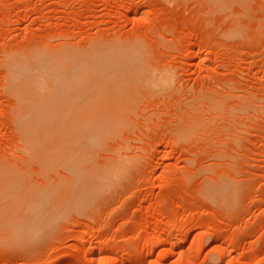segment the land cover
Masks as SVG:
<instances>
[{
  "label": "rangeland",
  "instance_id": "rangeland-1",
  "mask_svg": "<svg viewBox=\"0 0 264 264\" xmlns=\"http://www.w3.org/2000/svg\"><path fill=\"white\" fill-rule=\"evenodd\" d=\"M220 2L0 0V264H264V0ZM65 49L92 60L17 90L28 56ZM115 51L121 81L96 67ZM69 125L76 166L50 153Z\"/></svg>",
  "mask_w": 264,
  "mask_h": 264
},
{
  "label": "bare ground",
  "instance_id": "bare-ground-1",
  "mask_svg": "<svg viewBox=\"0 0 264 264\" xmlns=\"http://www.w3.org/2000/svg\"><path fill=\"white\" fill-rule=\"evenodd\" d=\"M222 2L224 1V0H221ZM216 2H218V3H221L220 2V0H216ZM224 3H227V1L226 2H224ZM224 3H222L223 5H217V7L218 8H221V10L224 8L223 6H226V7H230L229 5L227 6L226 4H224ZM223 8H222V7ZM236 31H239V29L238 30H236ZM133 45H135L136 46V48H139V42H133L132 43ZM104 45V44H103ZM103 45H98V46H103ZM117 47H120L118 44H115ZM94 48V47H93ZM120 48H122V47H120ZM138 50V49H137ZM89 51H91V49L89 50ZM133 52H136V51H133ZM44 53V52H43ZM41 53V52H36V53H34L33 55H30V56H28V58L27 59H25L24 60V65H23V68H24V70L26 71L25 72V74L27 73V75L26 76H24L25 77V79H24V77H23V79H21V80H23V82H20L19 84H18V86L16 87L17 88V90H18V88H19V90L21 89L22 91H24L26 88H28V87H33V89H35V88H45V87H47V89H56L58 86H57V84H55V77H54V75H59V76H61L60 74H62V73H64V75H63V77H62V81H64L65 82V85H66V82L67 81H69L67 78H65V77H69V73H68V71H66V73H65V67H58V66H54L53 64L55 63L56 64V61L57 60H59L60 58H65V59H68V57H73V53H75L74 55L76 56V57H80L81 59H83L84 60V62H86V63H90V60H92L89 56H87L89 53H88V51H76V52H74L73 50H71V49H65V50H62V51H60V52H56V53ZM114 54H113V56H115V57H118L119 59L117 60V59H114V64L113 65H111V64H106V63H102L101 61H97L98 59H95L96 60V64H98V66H96L97 67V70L99 71V69H100V71H99V73L101 72V71H103V68L105 67V65H107L108 67H109V69H108V71H107V73H105V76L108 78H111V77H113V79H120L119 81H121V80H123L124 79V75H126V73H128V68H126L125 66H127V62H124V61H122V60H120L121 59V55L117 52V51H115V52H113ZM19 56V55H18ZM18 56H16V57H18ZM21 56H19V58H20ZM24 57V56H23ZM22 58V57H21ZM20 58V59H21ZM24 58H22L21 60H23ZM22 66V65H21ZM21 66H19V67H21ZM18 67V68H19ZM11 68V67H10ZM9 68V69H10ZM23 68L21 67V69L23 70ZM56 68V69H55ZM16 69V68H15ZM20 69V70H21ZM13 70V69H12ZM12 70L10 69V71L12 72ZM23 70V71H24ZM69 70V69H68ZM16 71H18V70H16ZM9 72V71H8ZM11 72H9V73H11ZM21 72V71H20ZM19 72V73H20ZM8 73V74H9ZM21 73H23V72H21ZM20 73V74H21ZM102 73V72H101ZM96 74V73H95ZM23 75V74H22ZM52 76V77H51ZM20 77V76H19ZM21 78V77H20ZM64 78V79H63ZM55 79V80H54ZM59 79V78H58ZM16 80V79H15ZM157 80H159L160 82H168V80H169V77H168V75L167 74H164V75H162V76H160ZM57 86V87H56ZM18 90V91H19ZM243 101V100H242ZM254 101H255V99H254ZM218 103V102H217ZM242 103V102H241ZM256 103V102H255ZM258 103V102H257ZM220 104H221V101H220ZM246 104V103H245ZM250 104V103H249ZM211 105V107L212 108H217L218 106L220 107L221 105H216V103H212V104H210ZM242 105H243V103H242ZM235 106V105H234ZM240 106V105H239ZM245 106V105H244ZM248 107H250L249 105H248ZM222 108V107H221ZM241 108H244L243 106L241 107ZM246 108H247V106H246ZM20 109L21 108H19L18 110L20 111ZM217 109H219V108H217ZM217 109H216V112H217ZM253 109V108H252ZM23 110H27V108L24 106L23 107ZM220 110H222V109H219V111ZM242 110V109H241ZM244 110H248V109H244ZM244 110H242V112L244 111ZM18 111V112H19ZM237 111V110H236ZM239 111H240V108H239ZM241 112V111H240ZM247 113H248V111H247ZM247 113H245V114H247ZM23 114H26V113H24L23 112ZM22 114V115H23ZM20 124H22L21 126H18V128L19 127H21L22 129L20 130V132H22V130H23V132H25V134H28L29 136H32V135H34L38 130H40V126L37 124V123H26V124H23V123H20ZM192 127H194V123H191L190 124V126L189 127H187L188 129L187 130H189V129H191ZM74 126H72V125H69V126H67L66 128H64V129H62V130H60V131H55L57 134H53L52 133V135H54V136H57V138H58V140L60 141V144L57 146V147H55L53 150H52V152H50V153H54L55 155H57V152L59 151V153H60V158H61V160H63L65 163H68V162H72V164L73 165H75L76 166V164H81V161L82 160H84L83 158L84 157H82V158H80L81 157V155H80V157H78V154H76V153H78V152H76V151H79V148H78V150L76 149V151H71V147H63L62 146V144H64V143H62V142H65V143H67V142H70L71 140H73V138L70 136V134L74 131ZM22 132V133H23ZM21 133V134H22ZM242 133V132H241ZM27 140V139H26ZM65 140V141H64ZM66 140H69V141H66ZM29 142H27V144H28ZM72 144H74V143H72ZM29 145V144H28ZM41 146V145H40ZM42 147V146H41ZM41 147H40V150L39 151H41ZM43 148V147H42ZM38 151V152H39ZM54 156V155H53ZM124 156V155H123ZM87 157V156H86ZM92 158V157H91ZM91 158L89 159V160H91ZM115 159H118V157H116ZM130 159V158H129ZM132 159V158H131ZM131 159H130V162H131ZM86 160V161H85ZM85 162H87V160H88V158L86 159L85 158ZM89 162V161H88ZM91 162V161H90ZM125 162H126V160H125ZM76 163V164H75ZM86 164V163H85ZM124 164V160H119V161H117V162H115V163H111V162H106V163H102V166H101V174H106L107 176H115L118 172H119V170H121V169H123L125 166L123 165ZM1 165V164H0ZM126 165H127V163H126ZM2 166V165H1ZM90 164H89V167H87V168H90ZM7 166L5 165H3L2 166V168H0V169H5ZM81 167V166H80ZM92 167V166H91ZM98 168H100L99 166H98ZM82 169V168H81ZM92 169V168H91ZM76 170H77V168H76ZM85 170V169H84ZM82 171L84 174H86L87 172L86 171ZM89 169H87V171H88ZM78 171V170H77ZM77 171H75V172H77ZM95 170H94V168H93V170L92 171H90L89 170V172H94ZM96 171H98V170H96ZM81 172V175L83 174ZM99 172V171H98ZM95 173V172H94ZM75 174V173H74ZM77 174V173H76ZM75 174V176H77ZM79 174H80V172H79ZM78 174V175H79ZM88 174V173H87ZM93 175V174H92ZM80 176V175H79ZM91 176V175H90ZM87 177V176H86ZM90 178V177H89ZM92 178L94 179V176H92ZM72 179V181H74V183H76V178L75 177H72L71 178ZM78 179V178H77ZM79 179H80V177H79ZM118 179H120V178H116V179H112V182H109V183H106V185L107 186H110V185H113V183H117L118 181ZM86 180H87V178H86ZM86 180H85V178L82 180V181H85V184L82 186V188H81V192H82V194H83V196L81 197V201H80V198L78 199V201H76V204H80V203H84V201H86V200H90V198H91V196H89V194H90V192L92 191V189L95 187V186H93V184L92 185H90L88 182V184H86ZM90 181H92V180H90ZM82 183V182H81ZM208 183H210V182H208ZM213 184H215L214 182H213ZM212 184V187H211V185H209L210 187H211V190H212V188H213V186H215V185H213ZM77 185H78V182H77ZM76 185V186H77ZM208 185V184H207ZM74 186H75V184H74ZM78 187V186H77ZM102 187L101 186H99L98 187V189L100 190ZM221 188V187H220ZM229 188V187H228ZM75 189V188H74ZM208 189H210V188H208ZM222 189V188H221ZM223 189H225V188H223ZM229 189H231V188H229ZM77 188H76V192H77ZM215 190V189H214ZM220 190V189H219ZM95 191V190H94ZM235 191V190H234ZM76 192L74 193V195L76 194ZM78 192H79V190H78ZM40 195V194H39ZM75 203V202H74ZM198 244V243H197ZM143 245V244H142ZM142 245H140V247L141 248H143V246ZM151 245H153V244H151ZM196 245V244H195ZM200 244H198V246H199ZM148 246V245H147ZM146 247V246H145ZM197 247V246H196ZM195 247V248H196ZM140 248V249H141ZM146 248H144V250H145ZM153 249V250H152ZM138 250V249H137ZM143 249H141L140 251H142ZM152 251H154V248H152L151 246H148V249H147V252H148V254H150ZM128 252V251H127ZM146 252V253H147ZM77 254V253H76ZM78 255V254H77ZM79 256V255H78ZM191 257H193V256H191ZM79 258V257H78ZM192 260V259H191ZM79 262H78V260L76 259V261L73 263V264H78ZM192 263H193V261H192Z\"/></svg>",
  "mask_w": 264,
  "mask_h": 264
}]
</instances>
